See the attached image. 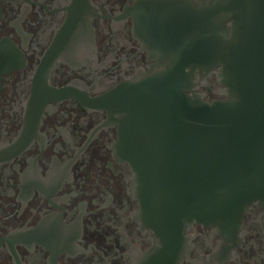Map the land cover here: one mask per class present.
<instances>
[{"label": "flooded vegetation", "instance_id": "af4514ba", "mask_svg": "<svg viewBox=\"0 0 264 264\" xmlns=\"http://www.w3.org/2000/svg\"><path fill=\"white\" fill-rule=\"evenodd\" d=\"M227 7L0 0V264H264V203L230 233L193 223L164 235L144 218L121 153L132 88L188 60L175 48L191 16ZM167 11L183 38L179 25L175 34L151 25ZM208 82L219 85L215 73Z\"/></svg>", "mask_w": 264, "mask_h": 264}, {"label": "water", "instance_id": "95a60500", "mask_svg": "<svg viewBox=\"0 0 264 264\" xmlns=\"http://www.w3.org/2000/svg\"><path fill=\"white\" fill-rule=\"evenodd\" d=\"M221 1L226 11L190 17L188 42L175 48L188 60L162 65L128 103L121 153L144 218L164 235L193 223L230 233L264 203V0ZM175 16L157 13L151 25L173 34L179 25L183 38ZM202 86L224 98L207 99Z\"/></svg>", "mask_w": 264, "mask_h": 264}]
</instances>
